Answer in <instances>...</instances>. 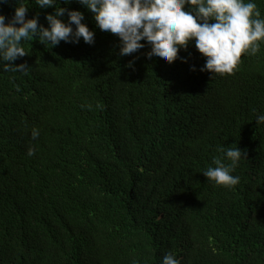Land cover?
Instances as JSON below:
<instances>
[{
  "label": "trees",
  "instance_id": "trees-1",
  "mask_svg": "<svg viewBox=\"0 0 264 264\" xmlns=\"http://www.w3.org/2000/svg\"><path fill=\"white\" fill-rule=\"evenodd\" d=\"M21 2L48 26L54 8ZM59 6L82 11L95 42L29 38L11 62L25 72L0 66V264H160L168 251L180 264H264V43L212 76L194 42L186 62L149 59L144 41L122 56L78 0ZM222 145L247 154L231 188L203 174Z\"/></svg>",
  "mask_w": 264,
  "mask_h": 264
},
{
  "label": "clouds",
  "instance_id": "clouds-1",
  "mask_svg": "<svg viewBox=\"0 0 264 264\" xmlns=\"http://www.w3.org/2000/svg\"><path fill=\"white\" fill-rule=\"evenodd\" d=\"M8 0H0V4ZM90 10L96 26L119 37L120 55H131L150 46L146 53L149 59L173 63L179 51L194 42L195 48L205 58L202 72L232 74L242 54L255 55L264 43V17L255 0H78ZM71 3V0H64ZM57 0H36L39 8H54L47 13V27L39 23L38 15L27 18L29 10L23 2L17 4L11 18L0 14V66L4 71L25 72L26 64L11 62L28 54L22 42L37 39L51 47L61 41L93 44V30L82 23L84 13L65 7H56ZM60 5V0H59ZM67 14V20L62 17ZM7 20V22H6ZM9 62V63H5ZM133 67V61H129ZM192 70H196L195 65ZM83 107V105H82ZM256 124H264V113L257 114ZM33 139L40 136V129L33 128ZM222 157H215V166L209 165L204 176L216 186L231 188L240 182L233 175L246 152L236 147L220 146ZM36 154V147H29V157ZM133 264H139L133 261ZM160 264H180L172 251H168Z\"/></svg>",
  "mask_w": 264,
  "mask_h": 264
}]
</instances>
